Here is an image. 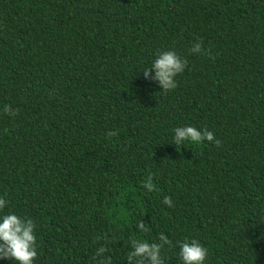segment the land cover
<instances>
[{
  "label": "trees",
  "instance_id": "16d2710c",
  "mask_svg": "<svg viewBox=\"0 0 264 264\" xmlns=\"http://www.w3.org/2000/svg\"><path fill=\"white\" fill-rule=\"evenodd\" d=\"M169 50L188 66L163 92L142 72ZM184 126L220 146L177 147ZM0 197L37 225L35 264H127L161 233L165 264L192 239L264 264V0H0Z\"/></svg>",
  "mask_w": 264,
  "mask_h": 264
},
{
  "label": "clouds",
  "instance_id": "9594fccd",
  "mask_svg": "<svg viewBox=\"0 0 264 264\" xmlns=\"http://www.w3.org/2000/svg\"><path fill=\"white\" fill-rule=\"evenodd\" d=\"M192 55H210L211 49L205 50L203 42L198 40L189 49ZM187 60L182 59L176 51H163L157 54L150 68H146L142 73L145 79L155 80L163 89V92H170L178 87L176 78L187 68ZM155 76H152V71ZM6 115L15 116L19 110H13L10 105L4 106ZM174 145L180 147L185 142L199 144L209 142L220 146V141L212 131L207 128L201 130L193 126L178 127L174 130ZM118 135L114 131L108 133V137ZM151 189L149 183L145 185ZM163 203L168 207H173L171 197L165 196ZM7 201L0 197V212L6 207ZM35 222L28 217H21L14 213H8L0 217V260H13L15 264H35L38 257L37 236ZM138 228L141 232H148L150 229L145 221H140ZM159 242H143L133 239L131 241L132 250L128 253L127 264H165L161 251L164 247L171 246L172 241L163 233L159 235ZM180 260L182 264H206L209 255L206 247L199 240H184L180 242ZM108 251L106 246L97 249L92 257L93 264H112L111 257H105Z\"/></svg>",
  "mask_w": 264,
  "mask_h": 264
}]
</instances>
